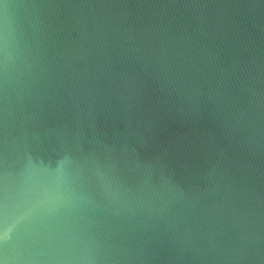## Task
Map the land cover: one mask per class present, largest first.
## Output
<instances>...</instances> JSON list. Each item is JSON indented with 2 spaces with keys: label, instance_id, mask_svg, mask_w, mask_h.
I'll return each instance as SVG.
<instances>
[{
  "label": "water",
  "instance_id": "water-1",
  "mask_svg": "<svg viewBox=\"0 0 264 264\" xmlns=\"http://www.w3.org/2000/svg\"><path fill=\"white\" fill-rule=\"evenodd\" d=\"M0 264H264V0H0Z\"/></svg>",
  "mask_w": 264,
  "mask_h": 264
}]
</instances>
